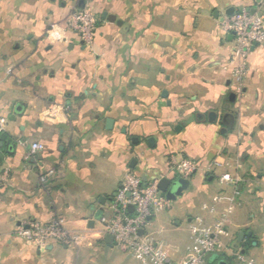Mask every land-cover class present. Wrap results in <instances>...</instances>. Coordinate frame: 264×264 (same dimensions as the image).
<instances>
[{
	"label": "crops",
	"instance_id": "1",
	"mask_svg": "<svg viewBox=\"0 0 264 264\" xmlns=\"http://www.w3.org/2000/svg\"><path fill=\"white\" fill-rule=\"evenodd\" d=\"M79 1L0 0V264H147L106 241L101 218L124 173L144 184L180 177L168 167L171 155L198 169L142 236L178 262L195 217L211 223L219 215L202 205L217 204L231 213L223 247L207 264H230L237 250L264 264V232L256 230L264 217L245 209L264 207V44L252 49L236 92L233 40L220 27L247 8L264 20V0L87 1L98 21L89 47L67 24ZM103 11L121 23L103 19ZM34 142L42 148L32 154ZM215 159L236 162L241 178L255 175L254 183L245 191L241 181L235 195L217 182L223 169L209 170ZM54 218L82 242L39 250L14 234L24 221Z\"/></svg>",
	"mask_w": 264,
	"mask_h": 264
},
{
	"label": "built area",
	"instance_id": "2",
	"mask_svg": "<svg viewBox=\"0 0 264 264\" xmlns=\"http://www.w3.org/2000/svg\"><path fill=\"white\" fill-rule=\"evenodd\" d=\"M67 24L84 45L89 47L93 44L97 33V19L88 8L72 9L68 14ZM220 27L224 33L232 36L231 75L236 83V92H239L242 79L248 73V57L252 49L264 44V20L256 13L250 14L241 9L225 16ZM5 122L4 118H0V134L5 130ZM41 148L40 143L34 142L29 151L33 154ZM168 167L176 175L189 178L197 171L198 164L194 160L177 159L171 155ZM217 169H223L216 175L217 182L224 186H233L234 194L237 195V186L242 178L236 162L215 159L209 170ZM49 175L48 172L45 177ZM159 179L155 178L144 184L134 173H124L112 201L107 206L108 215L101 218L103 233L112 237L118 249L147 264H207V257L223 247L222 237L226 235L225 228L231 210L218 212L217 204H203V210L212 214L219 213L217 219L206 223L202 217H195L189 226L191 244L187 247L185 256L178 262H173L159 245L141 234L153 214L170 207L169 200L158 189ZM130 206L132 211L129 210ZM14 234L31 242L39 250H44L49 244L78 246L83 240L79 233L66 228L61 218L48 222L24 221L15 227ZM231 254L241 264H257L252 257L239 250Z\"/></svg>",
	"mask_w": 264,
	"mask_h": 264
},
{
	"label": "water",
	"instance_id": "3",
	"mask_svg": "<svg viewBox=\"0 0 264 264\" xmlns=\"http://www.w3.org/2000/svg\"><path fill=\"white\" fill-rule=\"evenodd\" d=\"M87 1H92V0H80L79 1V6L80 8H84L85 5H86V2ZM246 11H248L250 14H254L255 13V10L253 8L251 9H246ZM258 16H261L260 13H256ZM230 15V13H229ZM102 18L109 21V22H116L117 24H120L121 22L119 20H116V17L115 15L113 14H109L107 11H103L102 14H101ZM80 44H82L84 46V43L80 40ZM162 95L165 96L166 95V91H163L162 92ZM233 97V94H230V98L232 99ZM18 109V107H17ZM215 118V113L214 112H210L208 114V119L209 120H213ZM223 122L228 125V124H231L232 122V116L230 114H225L224 118H223ZM112 124H113V120L108 118L106 119V122H105V125H106V128H111L112 127ZM176 130L179 129V126H176L175 128ZM6 138V134L4 132H2L0 134V140H5ZM135 138H133L134 140ZM148 142L150 144H152L154 142V139L151 137L149 138ZM188 185H189V180L186 179V178H182V177H177L175 179H171V178H166V177H161L158 181V189L164 193L165 195V198L167 200H175L177 197L181 196L182 193L188 188ZM129 210L132 211V207L130 206L129 207ZM102 212L101 210L97 211V214H96V218L98 216H101ZM244 235V232L243 231H240L238 233V240H240ZM247 235H251L250 232H247ZM112 239V237L110 235H106L105 236V240L106 241H110ZM252 242L255 244L256 241L255 240H252ZM218 264H224L222 261H219Z\"/></svg>",
	"mask_w": 264,
	"mask_h": 264
},
{
	"label": "rangeland",
	"instance_id": "4",
	"mask_svg": "<svg viewBox=\"0 0 264 264\" xmlns=\"http://www.w3.org/2000/svg\"><path fill=\"white\" fill-rule=\"evenodd\" d=\"M90 10V9H89ZM91 11V10H90ZM92 12V11H91ZM93 13V12H92ZM93 15H94V17L96 18L97 16L93 13ZM97 19V18H96ZM242 178H243V176L242 175H240ZM254 179H255V175H249L248 176V180H246L245 181V179H242V182L240 183V186L242 185V186H244V188H245V191H246V189L248 188V186H251L250 184H252V183H254ZM256 184V183H255ZM247 193V192H246ZM254 194H255V192H253ZM253 194V195H254ZM246 209V211L248 212V214H251V213H253L254 215H255V217H258L259 216V218L261 219L262 217H264V207H257L256 206V204L255 205H248V207H246L245 208ZM244 217V216H243ZM255 226V225H254ZM253 226V223H252V226L251 227H254ZM256 230L257 231H259V232H264V219H261V220H259V222H256ZM260 237H262V235H259ZM263 238V237H262ZM230 243H232V244H235L236 243V235H232V238H231V241H229ZM262 243H263V241H262ZM231 258H229V262H230V264H241L237 259H236V257L235 256H231V255H229ZM246 256H249V255H247L246 254ZM258 256V259L260 258L259 257V255H257ZM250 257V256H249ZM263 257V260H264V255L262 256ZM254 259V258H253ZM255 260V259H254ZM256 261V263H257V260H255ZM258 264V263H257Z\"/></svg>",
	"mask_w": 264,
	"mask_h": 264
},
{
	"label": "trees",
	"instance_id": "5",
	"mask_svg": "<svg viewBox=\"0 0 264 264\" xmlns=\"http://www.w3.org/2000/svg\"><path fill=\"white\" fill-rule=\"evenodd\" d=\"M97 24H98V21H97Z\"/></svg>",
	"mask_w": 264,
	"mask_h": 264
}]
</instances>
